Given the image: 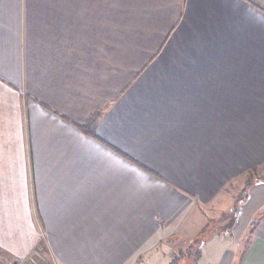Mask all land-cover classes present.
Returning <instances> with one entry per match:
<instances>
[{
	"label": "crops",
	"instance_id": "1",
	"mask_svg": "<svg viewBox=\"0 0 264 264\" xmlns=\"http://www.w3.org/2000/svg\"><path fill=\"white\" fill-rule=\"evenodd\" d=\"M262 162L264 0H0L3 262L162 264ZM237 207L217 264H264L263 176Z\"/></svg>",
	"mask_w": 264,
	"mask_h": 264
},
{
	"label": "rangeland",
	"instance_id": "2",
	"mask_svg": "<svg viewBox=\"0 0 264 264\" xmlns=\"http://www.w3.org/2000/svg\"><path fill=\"white\" fill-rule=\"evenodd\" d=\"M250 169L252 171H247L225 184L222 192L217 196L219 199L206 206L210 230L207 229L205 234H201L197 239H191L188 245L183 243L185 245L181 246L179 251H175L168 261H161L162 264H217L222 256L229 251L235 253V263H237V259L243 253V244L246 241V237H243L236 245L237 238L232 236L237 204L243 197L246 184H250L252 180L261 176L264 177V162ZM44 256L46 255L37 253L28 255L27 258L21 260L11 259L3 262L0 259V264H45L47 261Z\"/></svg>",
	"mask_w": 264,
	"mask_h": 264
},
{
	"label": "trees",
	"instance_id": "3",
	"mask_svg": "<svg viewBox=\"0 0 264 264\" xmlns=\"http://www.w3.org/2000/svg\"><path fill=\"white\" fill-rule=\"evenodd\" d=\"M248 171H252V169H249ZM251 180H252V178H251ZM251 180H250V181H251ZM249 185H250V184H248V183L246 184V190H245V191H247ZM244 193H245V192H244ZM236 214H237V212H236Z\"/></svg>",
	"mask_w": 264,
	"mask_h": 264
},
{
	"label": "built area",
	"instance_id": "4",
	"mask_svg": "<svg viewBox=\"0 0 264 264\" xmlns=\"http://www.w3.org/2000/svg\"><path fill=\"white\" fill-rule=\"evenodd\" d=\"M17 262H19V263H20V261H17ZM17 262H16V263H17Z\"/></svg>",
	"mask_w": 264,
	"mask_h": 264
}]
</instances>
